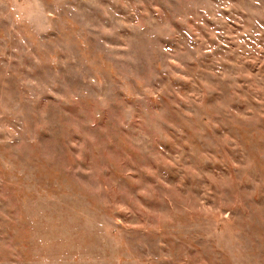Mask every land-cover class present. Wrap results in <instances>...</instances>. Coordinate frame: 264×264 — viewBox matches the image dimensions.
<instances>
[{
  "label": "rangeland",
  "instance_id": "rangeland-1",
  "mask_svg": "<svg viewBox=\"0 0 264 264\" xmlns=\"http://www.w3.org/2000/svg\"><path fill=\"white\" fill-rule=\"evenodd\" d=\"M0 264H264V0H0Z\"/></svg>",
  "mask_w": 264,
  "mask_h": 264
}]
</instances>
